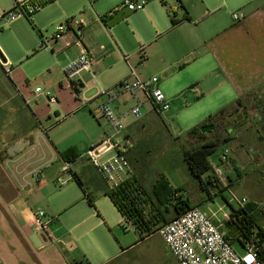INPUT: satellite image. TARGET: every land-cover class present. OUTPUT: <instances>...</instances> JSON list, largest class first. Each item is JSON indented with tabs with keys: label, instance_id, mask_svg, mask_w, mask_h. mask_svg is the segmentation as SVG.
<instances>
[{
	"label": "crops",
	"instance_id": "crops-1",
	"mask_svg": "<svg viewBox=\"0 0 264 264\" xmlns=\"http://www.w3.org/2000/svg\"><path fill=\"white\" fill-rule=\"evenodd\" d=\"M176 3L180 9L171 14L169 8ZM122 4L123 0H53L30 21L16 19L0 35L1 264H104L115 260L119 251L130 248L119 243V249L108 242L111 225L98 210L90 191L95 183L92 178L83 180L78 171L91 169L100 180L95 187L106 197L107 184L84 155L102 137L112 134L111 125L104 117L97 124L91 117V113L100 116L94 114L96 106L105 102L104 97H94L97 89H119L121 81L133 80L134 76L140 80L157 77L170 107L166 113L157 114L151 107H143V99L138 97L143 107L142 117L136 121L125 120L123 131L116 135V141L128 145L126 157L132 173L142 183L143 165L135 148L146 133L145 123L154 125V116L162 118L171 113L170 117H176L182 113L189 124L176 140L182 166L186 168L184 178H194L182 153L212 139L218 129L200 131L203 136H188L187 132L216 114L210 111L226 106L228 109L220 121L226 122V141L222 145L228 151V160L217 185L231 194L233 189H242L241 198L252 204L249 205L251 214L259 216L253 223L264 234V220L256 210L257 204L264 200V0H150L138 16L129 14L119 23L108 24ZM234 9L237 11L233 12ZM239 13L242 18L234 20L233 15ZM67 17L83 19L80 37L72 27L61 38H52L56 24ZM21 32L28 39L25 44L17 39ZM5 37L11 38L10 43ZM43 38L47 40L43 42ZM81 48L92 55L95 73L94 77L81 74L80 92L87 99L84 105L74 97L64 73ZM3 61L12 65L10 75L4 73ZM32 84L36 87L30 91ZM38 85L54 94L55 111L51 112L43 95L34 93L40 88ZM116 94L110 104L122 121L127 112L122 111L119 91ZM143 98L146 99L144 95ZM201 101L204 106L195 105ZM83 107L86 108L81 110ZM52 114L55 118L73 116L85 127V138L59 150V142L48 134L49 128L43 132L37 130L43 129L41 123L46 126L54 121ZM193 118L199 122L193 124ZM68 150L75 153L71 162L61 157ZM59 155L69 165L68 174L72 179L81 182L78 185L83 193L81 197L70 194L56 198L58 173L54 168L57 164L52 163ZM34 169L41 174L38 182L29 175ZM209 175L212 173L206 176ZM23 176L31 183L27 190L18 187ZM157 178L151 189H146L149 193ZM169 184L172 189H178ZM182 189L184 195L183 184ZM213 197L208 196V200ZM229 206V211L220 208L219 218L197 205L190 208L205 212L226 233L230 226L225 217H230L232 208H238ZM38 210L53 219L50 229L57 240L45 247L34 232L33 215ZM234 243L240 249L238 252H243L240 244Z\"/></svg>",
	"mask_w": 264,
	"mask_h": 264
},
{
	"label": "built area",
	"instance_id": "built-area-1",
	"mask_svg": "<svg viewBox=\"0 0 264 264\" xmlns=\"http://www.w3.org/2000/svg\"><path fill=\"white\" fill-rule=\"evenodd\" d=\"M149 1L123 0L122 7H126L130 12H137L143 10ZM51 2L53 0H14L12 9L0 12V21L11 23L20 17H24L30 21L35 14ZM179 9L180 5L178 3L169 8L171 14ZM240 18H242V14L240 13L233 15L234 20H239ZM84 24L83 19L79 17L69 18L64 23L55 26L52 38H61L64 32L72 27L75 28L76 35L79 38ZM42 40L45 42L47 38H43ZM93 63L92 55L84 48H81L76 60L64 69L72 93L74 97L80 99L82 105L87 102V99L80 92V77L82 73H87L91 77L95 76L92 69ZM1 64L4 73L10 75L12 65L6 61L1 62ZM137 92L143 93L157 114H163L169 110V101L159 88L157 77L140 80L134 76L133 80L125 79L119 83V94L128 93L135 100V105L126 113L127 115H132L135 118H139L141 115V102L137 96ZM34 93L43 95L50 105H56L57 103L53 95H50L49 92H43L40 88L35 89ZM99 97H104L105 102L98 105L94 114L100 115L108 121L112 128V134L102 137L98 143L89 147L84 155L107 184L108 188L113 189L133 173L126 157L128 145L115 140L116 135L124 129L121 118L115 115L110 106V102L117 97V94L113 88L97 89L94 99ZM227 154L228 151L224 149L219 157L221 165L214 170L217 177L223 174L224 170L221 167L224 168L227 164ZM61 171L62 175L69 173V165L64 163ZM29 175H31L35 182H38L41 177L38 169L32 170ZM66 182L61 177H57L55 180V184L63 185ZM30 185V180L26 179V176H23L18 181V187L22 190H27ZM232 199L238 208H243L248 204L245 198L238 199L232 195ZM256 210L264 220V200L257 204ZM227 220H229V216L225 217V221ZM52 221L53 219L46 217L43 210H38L33 215L34 232L40 237L42 247L57 242L50 229ZM125 224V230L128 227L133 229L128 222H125ZM156 233L160 236L177 264H264L257 257L255 244H246L245 249L241 253L236 251L231 243L225 239L224 234L219 230L218 226L214 225L211 221L210 216L198 208L186 210L180 216L161 225ZM253 237H255V233L251 235V238Z\"/></svg>",
	"mask_w": 264,
	"mask_h": 264
},
{
	"label": "rangeland",
	"instance_id": "rangeland-1",
	"mask_svg": "<svg viewBox=\"0 0 264 264\" xmlns=\"http://www.w3.org/2000/svg\"><path fill=\"white\" fill-rule=\"evenodd\" d=\"M0 1V3L3 4L0 5V12L8 11L14 6V0ZM234 11L237 10L234 9L233 12ZM139 14L140 11L131 13L130 16H138ZM67 18L69 19V17ZM67 18L62 20L61 23H64L65 20H68ZM17 20L27 21V19L24 17L17 18ZM9 24L11 23H5V21H0V35H3L2 32L6 31L9 28ZM58 24L60 23H57L56 25ZM28 27L31 31H33L30 25H28ZM48 35L50 34L48 33ZM10 39V37H5V40H7L9 43ZM13 39L15 40V37ZM17 39L24 44L28 42V39L23 32L20 33V36H18ZM1 45L2 41L0 40V46ZM38 86L41 88L42 91L44 90L42 86ZM35 87L36 84H32L31 87H29L30 91H33ZM118 91L119 89H115V92ZM51 94L54 95L52 92L50 93V95ZM163 94L165 95L164 92ZM137 95L138 97L143 99V107L146 105L151 107L149 101L144 99L141 93H138ZM165 96L167 98V95ZM119 98L122 100L120 101L123 104L122 111L125 113L128 112L135 105V100L128 93L121 95ZM47 105L49 106L51 112L53 110L55 111L57 108V103L56 105H50L47 103ZM195 105H199V107L204 106L203 101L198 102ZM110 106L112 107V103L110 104ZM143 107H141L140 109L141 115L139 118H135L132 115L128 114L122 118V123H124L125 120H139L143 114ZM85 108L86 107H83L81 108V110ZM224 108L227 107L219 106L216 107L213 111H210L209 113L215 114ZM191 109L192 108H190L188 111H191ZM172 110L174 111V109ZM26 111H28V107H26ZM168 115L169 116L165 117L161 116L162 118L154 116V125L152 123H145L146 133L137 142L135 150L138 152L140 163L143 165L140 172L142 183L145 185L147 190H150L151 184L155 180V178L158 177V174H163L169 180L172 186L178 188L179 186H181L180 188H182L183 184V188L185 189L184 197L188 200L189 205H197V207L201 210L208 212L209 214H212L214 212L217 218L221 217L222 213L220 208L229 211V205H231L232 207H236L237 205L233 201L232 195H235L238 199H240L244 195V192L242 191V189L236 188L233 189L234 191H232V193L234 194H231V191L224 189L221 190V195L217 194L215 197L212 198L211 201H209L207 193L200 187L197 180L190 176L184 178V175H187L185 172L186 168L184 169L182 166V158L179 153L180 149L177 145L178 141L176 140V137L182 136V133L187 130L185 126H187L189 122H187V117L184 116L182 113L176 117H170L171 113H169ZM91 117L94 119V122L96 124L97 122H101L104 120L102 116L96 117L92 113ZM51 119L52 121L54 120L51 124L48 123L45 126L44 123H41L40 127H42L43 129L38 127L37 130H41L43 132L45 130L47 131L49 128L48 134H52L51 136L53 140L59 142V150L62 148V146H65L66 144H73L75 141H81L85 138V132H87L85 127L83 125H79L73 116L62 115L60 117L55 118L52 114ZM197 120L198 119L193 118L191 122L194 124L199 122ZM56 122H58V124H55ZM53 124L55 125L53 126ZM137 124L142 123L137 122ZM217 126L218 133H216V135H221L224 137L226 135V122H219ZM152 131H155V133ZM224 147L225 145L219 146L214 152V154L211 156L210 160L215 168L221 165L219 161V156L223 152ZM52 164H57L54 170L55 172L57 171L58 177H61L66 181L68 180L67 184L65 183L63 185H57L56 188L58 191V195L56 196V198L69 196L70 194L73 196L81 197L83 193L78 187V184L72 179L71 175H69L68 173L62 175L61 166L64 164V161L60 158V155ZM221 168L222 170H224L223 167ZM78 173L83 180H85V178H92L93 182L95 183V186L99 185L100 180L94 175L91 169L82 168L78 171ZM95 186L93 185V187H90V191L92 192L94 199H96V206L101 213L106 215L107 221L111 225L112 233L109 234L110 238L108 239V242L114 243L119 249V243H121L123 246H130L128 250L119 251L120 253L115 258V260H109L104 264H177L172 255L165 247V244L163 243L162 239L158 234L148 236L145 239L139 241L137 233H135V231L131 227H128L127 230H125L124 227L126 226V224L122 220L120 214L114 208L110 200L107 197H103ZM233 246L237 251H240L236 243H234ZM108 251L111 252L109 247Z\"/></svg>",
	"mask_w": 264,
	"mask_h": 264
},
{
	"label": "trees",
	"instance_id": "trees-1",
	"mask_svg": "<svg viewBox=\"0 0 264 264\" xmlns=\"http://www.w3.org/2000/svg\"><path fill=\"white\" fill-rule=\"evenodd\" d=\"M226 111L227 108H224L215 115L209 116L200 125L190 129L187 135L203 136L200 133V127L206 124H214L216 130ZM225 141V137L215 135L212 139L202 142L197 148L184 150L182 153L183 160L191 175L209 197L216 196L221 192L217 185L221 180L215 175V167L210 159L216 149ZM61 157L71 162L75 157V153H73V150H68ZM208 173H212V175L206 176ZM74 179L81 186V182L77 178ZM182 192V188L172 189L166 177L160 174L152 187L151 193H149L139 178L132 174L117 187L108 189L104 194L123 220L133 227L139 241H141L154 234L161 225L190 209L189 202ZM249 205L252 204L248 203L246 205L248 207L231 209L227 221V225L230 227L228 232L223 234L226 240L230 243L238 242L243 249L248 243L255 244L257 257L264 262V234L262 229L253 223L254 218L259 216L258 214H251L252 208ZM254 233L255 237L251 238Z\"/></svg>",
	"mask_w": 264,
	"mask_h": 264
},
{
	"label": "water",
	"instance_id": "water-1",
	"mask_svg": "<svg viewBox=\"0 0 264 264\" xmlns=\"http://www.w3.org/2000/svg\"><path fill=\"white\" fill-rule=\"evenodd\" d=\"M132 12H130V11H128L127 9H126V7H121V8H119V9H117L113 14H112V16L110 17V19L108 20V24H114V23H119V22H121V21H123V19L127 16V15H129V14H131ZM215 129V126L214 125H203V126H201L200 127V131L201 132H206V131H208V130H214ZM14 149H16V148H14Z\"/></svg>",
	"mask_w": 264,
	"mask_h": 264
}]
</instances>
